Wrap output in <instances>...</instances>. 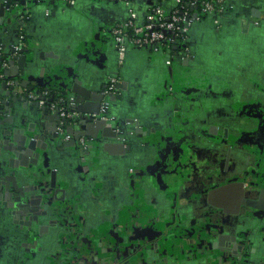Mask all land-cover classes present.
I'll return each instance as SVG.
<instances>
[{
    "label": "crops",
    "instance_id": "crops-1",
    "mask_svg": "<svg viewBox=\"0 0 264 264\" xmlns=\"http://www.w3.org/2000/svg\"><path fill=\"white\" fill-rule=\"evenodd\" d=\"M226 2L230 7L226 14L200 17L191 26L188 33L191 58L184 63L180 57L176 58L173 66L167 56L152 50H140L130 45L122 53L116 50L106 28L111 23L120 24L128 19V9L122 3L111 0H70L67 5L41 2L33 8L27 25L31 48L26 64L16 66L12 75L23 70L27 83L56 90L61 89L59 85L62 81L66 82L65 87L69 90L71 83L79 80L81 89L77 94L73 93V97L79 102V111L84 114L98 108V94L102 86L111 76L118 75L122 96L111 103V112L127 132L123 145L129 144L134 137L141 141V146L150 155L151 150L161 149L166 142H176L181 138L172 137L170 117L175 112H179L183 119L188 114L197 118L199 112H247L245 118L236 120V127L230 132L233 137H238L235 140L244 138L252 150H262L264 0ZM178 3V0H131V7L136 23L142 25L151 7L161 5L170 13ZM243 22L248 23L247 30H243ZM15 32V24L0 22V44L12 47ZM165 77L168 78L167 87ZM204 84L217 91L208 104L202 102L197 93ZM178 87L180 97H173L170 90ZM3 105L0 111V264H70L69 258L57 259V251L64 249L60 247V242L66 245L67 240L74 238L76 229L73 233L60 229L68 228L71 220H57L55 217L41 220V215L37 216L40 212L37 205L31 206L35 210L30 221L23 218L22 221L26 222L24 226L20 220H15L18 213L25 216V202L37 194L33 180L24 173L20 174L24 169H37L47 180L51 173H60L56 186L66 195L65 200H74V203L78 200V207L71 217L73 222L80 223L75 220L78 215L83 230H89V235L93 230H108L110 225L117 226L127 214L130 225L128 223L122 228L124 230L115 232L114 238L117 243L120 239L121 242L129 238L135 242L136 237L132 233L137 224L132 216L141 211L133 205L138 201L132 190L134 175L121 171L125 170V158L121 157H134L138 154L137 150H128L98 133L96 141L91 138L97 145L89 154L90 158L81 161L79 151L64 146L61 138L55 135L58 120L54 115L38 107L24 106L16 99ZM134 120L139 128L137 131ZM84 125L90 130V125ZM73 130L79 129L75 126ZM256 133L262 135L260 146L252 142ZM37 139L42 140L39 141L40 147L36 144ZM17 147L22 150L21 158L13 154L12 148ZM132 169L128 167L130 173ZM28 188H33L32 192L23 193ZM136 192L139 193V190ZM228 194H213L211 198L220 201L219 197ZM226 207L230 213L238 209L231 204ZM262 217L255 218L262 222ZM250 219L240 220L238 224H247ZM150 223L152 226L148 227L156 229V222L153 225L149 219ZM37 240L43 246L41 254L36 247L39 245ZM107 240L98 242L111 244ZM28 245L34 250L32 254L26 251ZM43 254L49 258H40ZM153 258L150 260L146 254L142 255L141 264H171L166 258L153 263ZM37 259L40 261L37 262ZM250 263L251 258L241 262Z\"/></svg>",
    "mask_w": 264,
    "mask_h": 264
},
{
    "label": "flooded vegetation",
    "instance_id": "flooded-vegetation-1",
    "mask_svg": "<svg viewBox=\"0 0 264 264\" xmlns=\"http://www.w3.org/2000/svg\"><path fill=\"white\" fill-rule=\"evenodd\" d=\"M38 4L40 3H26L21 0L1 1L0 22L15 24L16 32L12 47L7 48L0 44V75H2L0 77V111L7 96L10 97V93L14 98L24 97L27 102V96L44 90L49 93L51 102L55 97L64 98L72 102L73 106V101H75L71 92L73 84H76L77 87L74 89H81L79 80H77L78 83L76 81L71 83L70 91H67L65 81L60 82L61 89L56 90L48 86L40 87L36 83H27L23 70L12 75V70H16L17 67H13L11 62L15 58L21 57V53L26 52L27 56L31 48L27 25L33 14V8ZM113 25L115 24L111 23L106 28V32L112 40L111 27ZM247 28H243V30H247ZM20 36L25 40L26 46L15 51ZM157 53L167 56L172 66L175 59L179 57L184 63L191 58L189 57V35L184 46L175 47L170 53L166 51ZM3 64H6L7 68H2ZM20 67L23 65L21 64ZM111 77L118 79L117 94L103 100V92ZM111 77L99 91L97 108L100 112L102 101L107 102L108 106L105 112L107 117L112 119L110 128L106 126V122L102 118L96 117L97 113L84 114L82 115L84 118H80L78 113L64 127L65 134L72 136V140L66 142L63 136L58 133L62 122L59 118L55 134L61 138L64 146L76 148L79 151L81 161L88 160L89 154L96 148L97 144L93 142V139L96 141L97 138L94 136V128L101 126L107 128L104 137L111 138L115 143L128 150L136 149L141 157H150L144 146H141V141L133 136H131L133 139L129 141V144L123 145L127 132L121 121L111 112V103L122 96V85L118 75ZM164 79L167 87L168 78ZM4 85L5 87H3ZM170 92L175 94L174 88H171ZM175 95L180 97L177 92ZM34 103L28 105H37ZM246 116L247 112L220 111L199 112L197 118H193L194 116L190 114L184 117L195 120V126L191 131L192 135L178 138V141L183 143L185 138H190L187 141L188 145H184L188 146V151L184 154L178 152V155L171 153L161 161L164 168L160 173L164 179L159 183L165 186L163 192L167 195L156 196V178L153 176L152 179L150 175L147 176V188L142 184L139 193L134 188L132 189L138 200L137 204L133 205L140 208L141 211L132 216L135 217V224H137V229H134L132 233L136 237L135 242L129 238L121 242L120 239L117 243L114 238L115 232L124 230L122 228L126 227L128 223L130 225L127 214L123 215L116 224L117 226L110 225L111 228L108 230H93L94 233L91 232L90 235L89 230H83L78 215L75 220L80 223L73 222L74 219L71 216L78 207V200L76 203L74 200H65L67 199L66 195L61 193V189L56 186L57 179L61 178L60 173L59 175L51 173L49 180L42 187H37V194L34 195L32 203L36 202V205L40 206L37 216L41 215V220L46 221L49 217H55L57 220L69 219L72 223L68 225V228L60 227L61 231H70L71 233L76 229V233L72 232L73 240H67L66 245L60 242V247L64 249L61 252H59L60 249L57 251L59 254L57 259L69 258L70 264H141V256L146 254L148 259L154 257L153 263L161 262L166 258L168 261L170 260L171 264H241L251 258L250 264H264V148L252 150L247 146L244 138L235 140L238 137H233L230 132L236 127V120ZM78 117L80 120L74 122ZM203 118L211 119L213 124L205 126L207 121H203ZM213 118L219 121V125H216ZM255 118L256 116L253 115V119ZM133 123L136 131L139 130L137 121L134 120ZM84 124L90 125V130ZM91 124H94L93 128ZM75 126L76 129H79L78 131L73 130ZM70 127H72V132L68 131ZM92 137L93 139H91ZM260 138H262L261 133H256L252 141L255 146H260L263 143ZM79 139L84 140L83 146L80 145ZM39 141L42 140L39 139ZM39 141L37 139L36 144L40 147ZM166 147L167 145L164 144L163 148ZM163 148L161 147V149ZM172 186L177 187L174 192L168 189ZM224 192L229 194L219 197L220 201L212 200L213 194L223 196ZM228 204L237 207V212H228V208L230 209L229 206L226 207ZM33 206L35 205H32V208ZM30 210H32L31 206ZM118 215L116 214V216ZM259 215H263L262 222L256 219ZM249 217L251 219L246 221L247 224H238L240 220L245 221ZM23 218L25 219L24 215L18 213L15 220H20L19 222H22V226H24L26 222L22 221ZM149 219L153 225H155L154 221L156 222V229L148 227L152 226V223L148 224ZM153 219L154 221H152ZM51 222L53 223V221ZM80 235H82L81 239L78 238ZM102 239H108L107 242L110 241L112 245L99 244ZM37 244H39L36 245V247L38 246L37 250L41 254L43 246L39 240H37ZM30 246L26 247V251L32 254L34 250ZM214 248H218V250L213 251ZM40 258L46 260L49 257L43 254ZM258 260L261 261L258 262ZM39 261L37 259V262ZM183 261L186 262L183 263Z\"/></svg>",
    "mask_w": 264,
    "mask_h": 264
},
{
    "label": "built area",
    "instance_id": "built-area-1",
    "mask_svg": "<svg viewBox=\"0 0 264 264\" xmlns=\"http://www.w3.org/2000/svg\"><path fill=\"white\" fill-rule=\"evenodd\" d=\"M26 3L41 2H61L65 5L70 0H21ZM112 2L122 3L128 9V19L120 24L111 27V35L115 48L122 53L127 45L138 49H150L154 52L166 51L172 52L173 48L184 46L188 40V33L191 26L200 19V16H221L226 14L230 7L226 0H178V6L175 10L168 13L161 5L153 6L148 12L142 25L136 23V16L131 7V0H111ZM255 25V24H254ZM243 28L248 27L247 22H243ZM26 42L22 36L15 47V51L25 48ZM2 68H7L3 64ZM2 77V75H0ZM117 78H111L103 92V100L111 98L117 94ZM12 85V83H10ZM20 93L19 91H16ZM37 104L38 107L48 108L49 111L57 113L62 120L58 133L63 136L64 141L72 140V136L65 134L64 127L69 124L70 120L76 116V112H71L72 102L64 98H57L50 101V95L47 91H40L36 94L27 96V103ZM107 102L102 101L98 118L106 122L108 128L111 127L112 119L107 117ZM1 107V101H0ZM57 111V112H55ZM83 146L84 140L79 139Z\"/></svg>",
    "mask_w": 264,
    "mask_h": 264
},
{
    "label": "rangeland",
    "instance_id": "rangeland-1",
    "mask_svg": "<svg viewBox=\"0 0 264 264\" xmlns=\"http://www.w3.org/2000/svg\"><path fill=\"white\" fill-rule=\"evenodd\" d=\"M205 74V73H204ZM203 88L201 91L197 92L198 95L202 98V102L205 104H208L209 102H212L211 98L215 97V94L217 93L216 89L212 88L209 84L202 85ZM174 92L176 94L179 93V87L174 89ZM173 94V97L176 95ZM178 108V106L176 107ZM171 123H172V133L175 138H178L179 136H185L190 137L192 135V129L195 126V120L191 118L183 119L179 112L173 113L171 115ZM180 119H182V124L180 123ZM203 121H207L205 123V126L212 125L213 121L209 118H203ZM216 125H219L215 118H213ZM221 121V120H220ZM204 124V122H202ZM232 123V122H231ZM220 128V126H219ZM190 140V138H185L183 141H169L166 142L165 145L167 147L164 149H157V150H151L150 157H141L140 154H136L134 157L129 158L127 155L121 157L125 158L124 162V171L121 170L123 173L133 174L134 175V182H133V188L134 190H140L142 187V184L145 188H147V176L150 175L153 179V176L156 178V184H155V192L156 196H162L167 195L163 191L165 190V186L161 185L159 182H161L164 178L162 177L161 173L162 168H164L161 164V161L165 158V156L172 154L178 155L179 153L184 154L188 151V145L187 141ZM179 152V153H178ZM150 163V166H149ZM133 168V172L130 173L128 170V167ZM149 166V167H148ZM160 170V171H159ZM160 175V176H159ZM193 175V174H192ZM160 178V179H159ZM171 190V192H174L175 189H177L176 186H172L168 188Z\"/></svg>",
    "mask_w": 264,
    "mask_h": 264
},
{
    "label": "water",
    "instance_id": "water-1",
    "mask_svg": "<svg viewBox=\"0 0 264 264\" xmlns=\"http://www.w3.org/2000/svg\"><path fill=\"white\" fill-rule=\"evenodd\" d=\"M5 1H8V0H5ZM10 2V1H9ZM22 54V56L21 57H19V58H15L12 62H11V65L13 66V67H15V66H19L20 67V65L22 64V65H24V64H26V52H24V53H21ZM76 83H78V81L76 80ZM74 86H72V89H71V92L72 93H74V94H77V92H78V90H76V89H74V88H77L76 87V84H73ZM3 87H5V85L3 86ZM67 91H70V89L69 90H67ZM12 99H16V100H18L19 102H22L23 103V105L25 106H34V107H38L37 105H28V103L25 101V98L23 97V98H21V97H17V98H14V96L10 93V97H8L7 96V99H5V101H4V105L3 106H5V105H7L8 104V101L9 100H12ZM67 100V99H66ZM73 106L71 107L72 109H71V112H76L77 114L79 113L80 114V118H82L83 116L82 115H84V113L82 112V111H79V109H78V107H77V105L79 104V102L77 103V100L76 101H73ZM76 108H77V110H76ZM41 110H43L44 112H46V113H48V114H51V115H54L55 116V118L58 120V122H59V117H58V115H57V113H51V111H49V109L48 108H46V107H44V108H40ZM86 113H88V112H86ZM95 113H98V110L96 109L95 111H91V112H89V114H95ZM80 118L78 117V118H76L75 119V121L74 122H76V121H79L80 120ZM94 125V124H93ZM95 127V126H94ZM71 129H72V127H70V128H68V131L69 132H72L71 131ZM95 130H96V132H97V134L95 135V136H98V133L102 136V137H104L105 136V133H106V131H107V128L106 127H103V126H101V127H95L94 128ZM56 135V134H55ZM57 136V135H56ZM12 149H14V150H12L13 151V154L15 155V156H17L18 158H21L22 157V153H21V149L19 148V147H17V148H12ZM26 167V166H25ZM35 169V168H34ZM24 173V175L26 176V177H29V178H31L32 180H33V182L36 184V188L38 187V188H40V187H42L43 186V184H45L46 183V181H47V179H45L44 178V174H40L39 173V171L36 169V170H33L32 168L31 169H24V170H22L21 172H20V174H23ZM46 177V176H45ZM45 179V180H44ZM37 188V189H38ZM31 189H33V188H28V189H25L24 190V192L23 193H27L28 191H31ZM32 192V191H31ZM24 196H23V194H22V198H23ZM34 198V195H32V196H30L29 197V200L28 201H26L25 202V219H28L29 221H30V219H31V217H32V215L34 214V210L32 209V210H30V206H32V205H36V202H33L32 203V199ZM27 204V205H26ZM226 264V263H225Z\"/></svg>",
    "mask_w": 264,
    "mask_h": 264
},
{
    "label": "trees",
    "instance_id": "trees-1",
    "mask_svg": "<svg viewBox=\"0 0 264 264\" xmlns=\"http://www.w3.org/2000/svg\"><path fill=\"white\" fill-rule=\"evenodd\" d=\"M185 1H188V0H185ZM200 17H202V16H200ZM55 99H57V98L55 97L54 100H55Z\"/></svg>",
    "mask_w": 264,
    "mask_h": 264
}]
</instances>
